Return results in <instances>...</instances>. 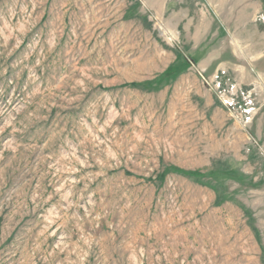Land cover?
I'll return each instance as SVG.
<instances>
[{
    "label": "rangeland",
    "instance_id": "1",
    "mask_svg": "<svg viewBox=\"0 0 264 264\" xmlns=\"http://www.w3.org/2000/svg\"><path fill=\"white\" fill-rule=\"evenodd\" d=\"M0 264H264V0H0Z\"/></svg>",
    "mask_w": 264,
    "mask_h": 264
}]
</instances>
